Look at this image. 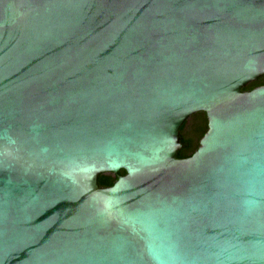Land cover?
I'll return each mask as SVG.
<instances>
[{"label": "water", "instance_id": "obj_1", "mask_svg": "<svg viewBox=\"0 0 264 264\" xmlns=\"http://www.w3.org/2000/svg\"><path fill=\"white\" fill-rule=\"evenodd\" d=\"M0 264H264V0H0Z\"/></svg>", "mask_w": 264, "mask_h": 264}, {"label": "trees", "instance_id": "obj_2", "mask_svg": "<svg viewBox=\"0 0 264 264\" xmlns=\"http://www.w3.org/2000/svg\"><path fill=\"white\" fill-rule=\"evenodd\" d=\"M205 131V114L203 112H197L190 116L189 119L185 121L179 129L182 141L186 143V146L181 148L177 152L176 156L178 158L190 156L198 146V141ZM121 175H124L123 170H119L116 174H99L96 178V184L101 188L109 187L114 183L115 179Z\"/></svg>", "mask_w": 264, "mask_h": 264}, {"label": "flooded vegetation", "instance_id": "obj_3", "mask_svg": "<svg viewBox=\"0 0 264 264\" xmlns=\"http://www.w3.org/2000/svg\"><path fill=\"white\" fill-rule=\"evenodd\" d=\"M192 116V115H191ZM200 120V119H199Z\"/></svg>", "mask_w": 264, "mask_h": 264}]
</instances>
